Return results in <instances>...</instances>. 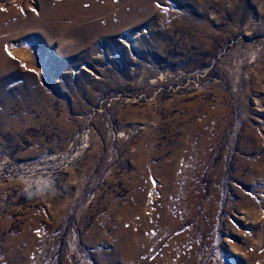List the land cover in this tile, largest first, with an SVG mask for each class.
Segmentation results:
<instances>
[{
  "label": "rangeland",
  "instance_id": "1",
  "mask_svg": "<svg viewBox=\"0 0 264 264\" xmlns=\"http://www.w3.org/2000/svg\"><path fill=\"white\" fill-rule=\"evenodd\" d=\"M67 1L0 0V264H264V0Z\"/></svg>",
  "mask_w": 264,
  "mask_h": 264
},
{
  "label": "bare ground",
  "instance_id": "2",
  "mask_svg": "<svg viewBox=\"0 0 264 264\" xmlns=\"http://www.w3.org/2000/svg\"><path fill=\"white\" fill-rule=\"evenodd\" d=\"M80 2V0H68L63 7H65V9L69 10L68 7H75L78 5V3ZM90 8H91V11L93 12L95 9H96V6L90 2Z\"/></svg>",
  "mask_w": 264,
  "mask_h": 264
}]
</instances>
